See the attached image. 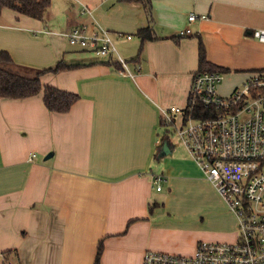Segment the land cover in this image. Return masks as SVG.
Instances as JSON below:
<instances>
[{
  "label": "crops",
  "instance_id": "crops-1",
  "mask_svg": "<svg viewBox=\"0 0 264 264\" xmlns=\"http://www.w3.org/2000/svg\"><path fill=\"white\" fill-rule=\"evenodd\" d=\"M151 1V16L123 0H52L44 19L0 13V53L39 69L77 65L41 79L80 96L67 112L50 111L43 91L0 98V264H94L100 241L102 264H143L148 250L192 255L201 241L239 238L237 215L187 148L175 149L162 111L188 104L199 35L233 88L264 70L254 36L264 0ZM79 25L109 30L117 53L71 45L66 33ZM149 25L156 38L143 43Z\"/></svg>",
  "mask_w": 264,
  "mask_h": 264
},
{
  "label": "built area",
  "instance_id": "built-area-1",
  "mask_svg": "<svg viewBox=\"0 0 264 264\" xmlns=\"http://www.w3.org/2000/svg\"><path fill=\"white\" fill-rule=\"evenodd\" d=\"M83 8V13H90ZM189 21L206 19L191 13ZM188 27L182 34H190ZM121 40L132 35L119 33ZM264 42V29L254 30ZM71 45L106 57L117 53L114 37L106 28L85 25L66 33ZM121 73L130 74L120 55ZM223 71L194 73L186 107L162 111L163 123L173 127L191 157L215 185L239 219V238L234 242L201 241L192 255L148 250L143 264H264V70L253 72L228 96L218 91ZM178 115V116H177ZM162 175L154 176L161 189Z\"/></svg>",
  "mask_w": 264,
  "mask_h": 264
},
{
  "label": "trees",
  "instance_id": "trees-1",
  "mask_svg": "<svg viewBox=\"0 0 264 264\" xmlns=\"http://www.w3.org/2000/svg\"><path fill=\"white\" fill-rule=\"evenodd\" d=\"M127 2H141L145 5L148 14L152 13L151 0H123ZM52 0H0V13L3 9L9 8L20 14L37 19H44L46 10L51 6ZM144 43L147 40L155 39L154 28L149 25L138 31ZM199 66L200 70L223 71L227 69L208 61L205 43L199 35ZM141 55V54H140ZM60 60L55 66L49 68H34L14 61L9 52L0 53V98H24L36 95L43 91V100L50 111L67 112L80 98L79 94L64 90L54 85H43L41 77L46 72H60L76 67ZM168 145L171 144L169 137L164 138ZM164 145L158 148L156 158L164 155ZM103 241L98 245L94 264H102L101 256Z\"/></svg>",
  "mask_w": 264,
  "mask_h": 264
},
{
  "label": "rangeland",
  "instance_id": "rangeland-1",
  "mask_svg": "<svg viewBox=\"0 0 264 264\" xmlns=\"http://www.w3.org/2000/svg\"><path fill=\"white\" fill-rule=\"evenodd\" d=\"M233 80H235L233 83L237 82L240 79V76H233L232 77ZM243 84V80L241 82H238L237 85H242ZM232 82L230 80V76H228L226 74V78L225 80H223L219 85H218V91L221 95L223 96H228L232 90L235 88L232 87ZM236 85V86H237ZM170 131V136L173 142V145L175 147V149L177 148L179 151L181 150H185L186 151V145L184 144L182 138L178 135V133L176 132V130L171 127L169 128Z\"/></svg>",
  "mask_w": 264,
  "mask_h": 264
}]
</instances>
